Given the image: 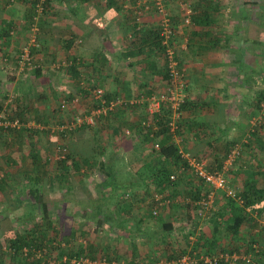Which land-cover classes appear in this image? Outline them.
Instances as JSON below:
<instances>
[{"label":"crops","instance_id":"crops-1","mask_svg":"<svg viewBox=\"0 0 264 264\" xmlns=\"http://www.w3.org/2000/svg\"><path fill=\"white\" fill-rule=\"evenodd\" d=\"M46 2L37 20L41 48L32 47L38 67L29 70L22 67L20 55L32 35L31 21L36 15L33 2L0 0V100L4 109L23 111L26 118L19 130L0 131V227L6 223L27 228L37 220L29 223L23 211L31 204L19 200L29 186L28 176L37 175L32 173L36 168L29 157L33 149L51 164L50 181L44 182L46 196L67 192L75 184L76 193L94 192L101 182L98 170L81 169L75 173L54 165L53 152L61 153L57 147L66 145L64 140H57L56 122H51L63 111L58 106L59 99H69L63 119L57 121L64 124L78 113H89L99 106L93 94L96 88H104L111 101L147 96L165 85L164 53L155 39L161 14L153 9L152 0ZM182 2L190 4L193 15L199 17L198 23L182 25ZM166 6L178 28L179 55L189 80L181 147L205 160L207 167L217 168L226 160L227 150L239 144L243 154L228 172L230 184L239 192L249 186L264 189V101L260 100L264 93V0H166ZM11 95L15 102L9 101ZM108 111L99 113L94 125L70 135L69 148L93 147L95 137L111 150L107 152L108 160L118 156L116 160L127 164L131 174L136 173L131 168L132 159L149 146L144 144L146 137L140 127L146 117L145 105ZM254 118L259 119L257 125L252 122ZM124 129H130L132 135L125 136ZM147 154L143 157L149 161ZM62 173L66 183L56 182ZM174 174L172 186L156 190L170 199L169 203L159 206L152 201L147 213L150 217L137 220L126 215L132 206L123 205L124 217L116 215L115 221L104 224L105 228L97 220L87 219L86 224L95 223L100 231L113 232L89 239L84 235L80 245L88 250V243L94 244L95 258L106 254L129 263L146 260L152 264H195L202 262L208 249L256 256L250 251L254 248L264 259V202L251 212L257 226L245 222L234 234L227 224L231 214L229 199L219 192L215 207L200 216L194 205L193 209L188 207L192 201L189 192L196 187L203 192L205 185L193 172L178 174L174 170ZM51 198L48 209L63 207L61 200ZM123 199L129 201V197ZM65 204H69L66 208L78 207L72 201ZM155 206L157 215H153ZM166 209H171L170 214H164ZM13 211H19L15 217ZM122 225L125 230L120 229ZM51 233L48 241L53 238ZM16 234L7 236L14 238ZM74 236H59L53 245L48 243V249L35 250L33 257L44 258L49 264H63L68 256L61 259L58 252L63 247L76 250L78 239ZM229 260V264H237Z\"/></svg>","mask_w":264,"mask_h":264},{"label":"trees","instance_id":"trees-1","mask_svg":"<svg viewBox=\"0 0 264 264\" xmlns=\"http://www.w3.org/2000/svg\"><path fill=\"white\" fill-rule=\"evenodd\" d=\"M46 4L48 5V2L45 3V7ZM198 18H199L198 16L193 15L192 21L198 23L197 21ZM155 36H156L155 39L157 41V46H160L161 49L163 50V53H165V48L162 45L163 38L160 33V26ZM166 66L167 63L165 58V71H166L165 79L168 78V74H167L168 69ZM181 67H183L182 64ZM187 92H188V86H187ZM260 100L262 102L264 101V93L261 95ZM188 102H189V98L182 104L181 109L179 110L180 115L176 118L177 129L175 131L171 130V126L169 124L171 118L169 117L170 115L169 113H166L159 119L158 129H154L152 127L140 126L141 131L145 134L144 137H146L144 138V142H148L152 144L151 149L148 150L149 161L148 163H146V166H144L142 170H138L136 173L133 174L130 173V175H127L129 177V180L127 181L122 179L121 175H119V173H121L120 169L115 167V165H117L116 161H120V159L116 160L118 156H116V158L113 161L108 160L107 152L108 150L109 151L111 150L108 149V146H105L102 143L100 144L95 137H94L95 144L93 147L81 149L79 148V145L78 146L76 145V148L74 149L69 148L68 143L71 140L70 139L71 136L74 135L76 131L84 130L87 126L90 125H83L74 131L66 130V131H62L61 133H58L60 137H62V140H64L66 143V145L63 144L61 145V147H59V151L61 153L57 152V154H61V156L59 155L60 157L58 158L56 164L58 169L62 171H69L70 169H72L75 173L80 172L81 169H86L87 172L89 171L93 172L95 170H98L102 175L101 182L97 187V190L102 189V191L101 194L98 195L96 199H90L88 197L86 199L79 198L76 194L77 188H75L77 184H75L72 185L67 192L62 191L63 192L62 199H64L63 202L65 203L72 201L76 206H78V208L81 209L82 213L89 220L92 219L97 220V223L101 224L105 228L104 224L109 221H115L116 215L118 217H122V215H124L125 213L123 211L124 209L119 207V205L121 204L120 201L124 200L123 195L125 193L130 192V194L134 195L133 191L136 192L137 189L139 188H143V189L145 188L147 190L150 189L153 185H155L154 191L164 190L168 188L172 183L170 176L174 174V169L175 171L183 168H186L187 170L190 169L192 170L188 162V159L184 157L180 152V149L182 148L180 145L181 142L180 139L179 142L177 141L178 134H181L183 129L186 128V122H185L186 119L184 116V111L188 107ZM98 107H100V103ZM117 108L124 109V107H117ZM116 109L109 110L108 113L110 111H115ZM3 110L4 108L0 100V113ZM15 116L20 117V120L23 123L25 122L24 120L26 118L24 117L25 114L23 113V111L14 112V115H12L11 117L14 118ZM19 129L20 128H18L17 130ZM14 130L16 129L11 128L4 131H8L11 133L14 132ZM155 141H158L160 143L159 149L154 147L153 144L155 143ZM234 146L235 144L231 147V149H233ZM36 152H37L36 149L35 150L33 149L29 157L32 160L31 163L36 168V172H32V173H35L37 175L28 176L27 181L29 186L27 185L28 187H26L25 191L19 197V200L27 201L29 204H31V208H28L25 213V216H27L26 219L29 220V223H32V220L33 221L36 219L37 220L34 222L33 229L27 228V230H25L24 233L22 234L17 232L16 236L9 240L8 250L4 251L3 246H0V264L4 263L5 256L8 254L12 256L11 258L12 264H43L44 258L33 257L34 251L35 250L43 251L44 249H48L49 247L48 243L52 244L53 241L57 240L58 237L60 236L59 230L55 229L52 226L53 219L51 217L53 216L54 212H56V214L58 215L59 208L53 210L48 209L50 208L48 202L52 200L46 199L45 188H44V182L46 181V183L47 182L49 183L50 181L48 175L51 164L49 161L45 162L42 159L41 154ZM228 153L229 151L227 150L226 158ZM101 156L102 159H99ZM198 158L202 159L201 157ZM222 166L223 164L222 165L218 164L217 168H212V167H207V168L210 171H215L217 169L221 170ZM64 175L65 174L62 173L60 177H57L55 179V181L58 183H66L67 179ZM151 183L153 184L152 186ZM67 195H70V197H67ZM240 195L243 199V203L238 202L236 199L229 198L231 214L230 217L228 218L229 221H227V224H229L228 227L231 229V231L234 234L239 233L241 226L245 222H251L250 226H255V225L257 226V221L252 215L254 213L251 212H255L256 209L254 208L258 203L264 202V189H256L254 187L249 186L245 188L244 191L240 192ZM201 196H202V191L201 189H199V187H196V190L189 192V197L192 200L191 202H189V206H188L189 209L194 208L193 201L201 198ZM120 198L122 200H120ZM57 201L60 200L58 199ZM108 201L110 203L115 202L116 205H118V208L115 212L108 208L107 206ZM124 201H127V199H125ZM190 203L192 205H190ZM126 207L127 206H124V208ZM57 215L55 216L58 217ZM37 217L39 219L41 218L42 221H39ZM122 226L120 229L125 230L126 227L124 225ZM169 229L172 230V227H169ZM127 230L128 229H126L125 232H128ZM50 231L53 232V238L51 241H48L47 239L50 234ZM251 245L252 244H250V246ZM212 250L213 249H208L207 254H210ZM250 251L254 252V248L250 249ZM94 252H95V246L90 242L88 243V250H85V248L80 244L78 245L77 249L73 250L72 252L70 251L69 248L63 247L58 252L59 253L58 256L61 259H63L65 255L68 256L66 262H64L63 264H75L72 262L73 259L81 255L91 259H95V257L92 256ZM213 253L214 252H211V254ZM255 255H258V253H255ZM104 257L109 262L114 260L120 261L106 254H104ZM229 263H231L230 260L218 259L216 262H212V263H208L202 260V262L200 261L197 264H229ZM236 263L247 264L243 260H238L236 261ZM44 264H49V263L45 260Z\"/></svg>","mask_w":264,"mask_h":264},{"label":"built area","instance_id":"built-area-1","mask_svg":"<svg viewBox=\"0 0 264 264\" xmlns=\"http://www.w3.org/2000/svg\"><path fill=\"white\" fill-rule=\"evenodd\" d=\"M34 10L36 15L31 21V39L27 45L22 49L20 55V62L22 67H27L29 70H33L38 67V63L35 60V55L33 53L32 47L36 49L41 48V43L39 41V27H38V16L45 10L46 0H32ZM153 9L156 12L160 13L162 18L160 20V33L162 36V45L165 48L164 56L167 63V74L168 78L165 79V85L162 90L153 92L150 95H141L133 99H116L108 101L106 97V91L104 88H96L93 92L95 98L99 101L100 107L95 108L89 113L80 114L73 116L69 122L61 125V131H74L77 128L83 125H94L96 122L97 115L104 110H113L117 107H126V105H145L146 117L141 120L140 126L152 127L158 129L159 119L169 113L171 118L169 124L171 130L175 131L177 129L176 118L180 115L179 110L181 109L182 104L188 100L189 95L187 92L188 86V77L184 67H181V59L179 55L178 48V28L175 24L172 14L168 11L165 0H152ZM148 9L149 6H146ZM181 8L184 12L182 25H191L192 16L194 11L189 3L182 2ZM14 98L13 95L10 96V101ZM62 108H65L69 102L68 98H64L62 101ZM264 105V104H263ZM172 114V115H171ZM13 111L9 109H4L0 113V131L8 129H18L24 126V123L20 120V117L15 116ZM259 119H254L252 122L254 125L258 124ZM123 134L125 136H130L132 131L130 129H124ZM179 142V140H177ZM181 141V139H180ZM246 141V140H245ZM155 148H160V143L155 141L153 144ZM180 152L184 157L188 159V162L192 168L193 173L201 182L205 185V191L202 192L201 198L193 201L197 214L203 216L206 212L212 210L218 198V193H222L226 198L236 199L238 202L243 203V199L240 195V192L230 184L228 178V172L230 171L231 166L235 161L241 156V147L239 144L235 145L227 155L226 160L223 162L221 170L210 171L207 168V163L205 160L199 159L189 151L180 149ZM172 183L176 181V175L172 174L170 176ZM129 197V194L124 195ZM152 201L159 206L164 205V203H169L170 199L166 198L161 192L156 191L152 194ZM156 207V206H155ZM159 213L158 208L153 209V215ZM256 253V249H254ZM254 253V254H255ZM232 258L234 261L243 260L247 264H259L256 262V257L251 253H242L240 255L236 254H226L222 252H214L213 254H205L202 256V260L208 263L216 262L218 259L229 260ZM182 261V260H181ZM75 264H152L146 260H140L136 263H129L125 261H111L109 262L104 256L96 257L91 259L84 256H79L73 259L72 261ZM197 263V262H193Z\"/></svg>","mask_w":264,"mask_h":264},{"label":"rangeland","instance_id":"rangeland-1","mask_svg":"<svg viewBox=\"0 0 264 264\" xmlns=\"http://www.w3.org/2000/svg\"><path fill=\"white\" fill-rule=\"evenodd\" d=\"M11 3H13V2H11ZM168 11H169V9H168ZM161 18H162V16H161ZM161 18H160V20H161ZM192 25V24H191ZM191 25H189V26H191ZM39 27V26H38ZM177 44H178V48L180 47V44H179V40H178V42H177ZM164 88V85L161 87V89L160 90H162ZM64 98L65 97H62L61 99H59V101H57V103H58V106L64 111V108H62L61 107V105H62V101L64 100ZM10 101V100H9ZM15 102V97L13 98V100H12V102ZM54 105H55V103H54ZM68 105H69V103H68ZM127 107V106H126ZM126 107H124V108H126ZM63 111H60V113L58 112V114H56L55 115V117H54V119H52V121L51 122H53V123H55L56 122V124H54V126H56V132H55V134H58V133H61L62 131L60 130V127H61V125L62 124H60V123H57V121H58V118H61V119H63V116H64V112ZM79 115L81 114V113H78ZM62 116V117H61ZM67 117H70V115L69 116H67ZM67 119H69V118H67ZM63 121V120H62ZM59 122V121H58ZM59 124V125H58ZM132 135V134H131ZM130 135V136H131ZM57 137V140L58 141H60L59 143H62L63 142V140H62V137H60V135L58 134V136H56ZM135 138V137H134ZM182 138V135L181 134H178V136H177V139L179 140V139H181ZM146 143H148V142H144V144H146ZM181 143V142H180ZM149 144V146H144V148L142 149V152H141V150L138 152V153H140V154H138L137 156H136V159H132V166H131V168H132V170L133 171H138V170H142L143 169V167L144 166H146V163H148V161H146V159H144L145 157H143V154H147L148 155V159H149V152H148V150L149 149H151V147H152V144H150V143H148ZM59 147H61V145H59L58 147H57V149L59 148ZM241 154H243V152L241 153ZM142 155V156H141ZM54 158H53V162H54V165L56 166V164H57V160H58V158H57V152L55 151V152H53V155H52ZM198 157V156H197ZM209 163V162H208ZM116 164L117 165H115V167L116 168H118V169H120V171H121V173H119V175H121V177H122V179L123 180H125V181H127V180H129V177L127 176V175H130V169L128 170V165L127 164H123L122 162H120V161H116ZM57 167V166H56ZM137 169V170H136ZM175 170V169H174ZM178 171V174L179 173H186V174H190L191 172H193L191 169L190 170H187L186 168H183V169H179V170H177ZM180 171V172H179ZM129 174H128V173ZM99 179V178H98ZM100 181V180H99ZM132 181H134V180H132ZM150 182V181H149ZM153 184L151 183V186H152ZM170 186H172V183L170 184ZM169 186V187H170ZM174 186V185H173ZM154 189H155V185H153L150 189H143V188H139V189H137V191L135 192V191H133L134 192V195H130L129 196V201H124V200H122L121 198H120V200H122V201H120V205H119V207H123V205L125 206H127V207H130V206H132L131 207V211L129 210L128 211V209H127V213H126V215H128V216H130V217H134L136 220H137V217H141V216H147V217H150L149 215H147V213L149 212V208H150V205H151V202H152V194H153V192H155L154 191ZM90 191V190H89ZM101 191H102V189H96L94 192H89V193H86L85 191H83V192H77L76 194H77V196L79 197V198H84V199H86L87 197L88 198H90V199H96L97 197H98V195H100L101 194ZM139 192V193H138ZM62 193V192H61ZM61 193H60V191H57L56 192V194H53L52 196L55 198L56 197V200L57 199H59V200H61V203L63 204V207L62 208H60L59 210H58V215L56 214V212H54V214H53V216H51L52 217V219H53V221H54V224L52 225L55 229H57V230H59V232H60V237H61V235L63 236V235H65V234H74L75 236H74V238L76 237V240H77V242H76V244L74 245V247L76 248V246L77 245H79V244H81V242L79 241L80 240V238L81 237H83L84 235H88L87 236V239H89L90 237H96L97 236V234H109V233H107V232H113L112 230H110V231H100L98 228H100L97 224H86V221L85 220H87L88 218L82 213V211H81V209L80 208H74V206H73V208H66L67 207V205H69V204H65L63 201H64V199H62V195H61ZM51 196V197H52ZM74 196V195H73ZM49 195H47L46 196V199H50V200H52V198H51ZM67 197H70V195H67ZM10 199H12L11 197H10ZM108 208L109 209H111L112 211H116L117 210V208H118V205H116V203L115 202H109L108 201ZM26 211H27V208H25L24 209V211L23 212H25L26 213ZM170 211H171V209H169V210H165L164 211V214H170ZM1 212V211H0ZM12 212V211H11ZM19 211H16L15 213H14V211H13V213L14 214H12V216L13 217H15V215L18 213ZM142 214H144V215H142ZM55 215H57L58 217H56ZM73 216V218H71ZM127 216V217H128ZM122 217H124V215H122ZM134 218H131L132 220H131V223H132V225H133V223H134ZM166 218V217H165ZM39 221H42L41 220V218L39 219ZM136 222V221H135ZM27 228H29V229H33L34 228V226H27ZM27 228H25V227H16V226H11V225H8V224H6V223H3V225L0 227V237L2 238L1 240H0V244L2 243V245L1 246H3V249L5 248V250L4 251H6V250H8L9 249V247H8V245H9V240H10V238L12 237V236H14L15 235V233H17L19 230H21L22 232L21 233H24V231L25 230H27ZM104 230V229H103ZM103 232V233H102ZM253 232H254V230L252 231V232H250L251 234V237L253 236ZM50 234H52L51 233V231H50ZM2 235H5V236H2ZM7 235H12V236H7ZM59 237V238H60ZM84 239H86V238H84ZM59 241V240H58ZM60 243V242H59ZM59 243H56L55 245L57 246ZM78 247V246H77ZM7 253H8V251H7ZM260 255L258 254V255H256L255 257H256V262H258L259 264H263L264 263V259H262V257L260 256ZM11 258H12V256L11 255H6L5 256V260H4V263L3 264H11L12 263V261H11ZM259 259L261 260V261H263V263H261L260 261H259ZM126 262V261H125Z\"/></svg>","mask_w":264,"mask_h":264}]
</instances>
